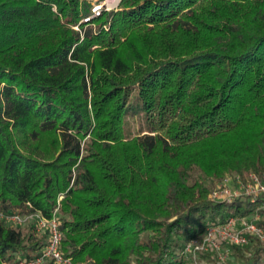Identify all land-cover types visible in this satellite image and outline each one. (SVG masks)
Returning a JSON list of instances; mask_svg holds the SVG:
<instances>
[{
    "label": "trees",
    "instance_id": "1",
    "mask_svg": "<svg viewBox=\"0 0 264 264\" xmlns=\"http://www.w3.org/2000/svg\"><path fill=\"white\" fill-rule=\"evenodd\" d=\"M91 9L0 0V213L55 216L70 264H187L211 226L264 230V198L211 197L226 176H264V0ZM135 107L146 130L131 136ZM247 240L231 247L264 264ZM46 242L0 218V264Z\"/></svg>",
    "mask_w": 264,
    "mask_h": 264
},
{
    "label": "built area",
    "instance_id": "2",
    "mask_svg": "<svg viewBox=\"0 0 264 264\" xmlns=\"http://www.w3.org/2000/svg\"><path fill=\"white\" fill-rule=\"evenodd\" d=\"M103 6H94L91 9L93 16H99ZM87 21V19L85 20ZM213 200H232L250 198H264V176L258 177L249 174L241 177H226L218 184L211 193ZM0 218L13 223L15 226L25 221H33V226L40 233L47 235L46 245L41 250L40 255L29 262L20 261L17 264H45L52 261L55 264H70L63 258L61 252V243L63 235L59 229V223L55 216L51 219H45L39 215L19 216L17 214L3 215ZM249 236L257 238L264 242V230L258 227L255 222L246 219L230 218L224 224H217L207 228L204 236L189 241L184 249V255L194 256L196 252H213L216 253L219 263H223L226 254L220 251V244L225 243L229 246H242L247 244ZM194 262V261H193ZM194 264H197L196 262Z\"/></svg>",
    "mask_w": 264,
    "mask_h": 264
},
{
    "label": "rangeland",
    "instance_id": "3",
    "mask_svg": "<svg viewBox=\"0 0 264 264\" xmlns=\"http://www.w3.org/2000/svg\"><path fill=\"white\" fill-rule=\"evenodd\" d=\"M86 2H89L92 7L94 6H103V10H112L118 7V5L114 8L110 7L113 6L118 0H84ZM138 107V106H137ZM135 107L133 110H131L129 113V116H127V126L126 130L131 136H135L138 133H141L142 131H145V125H144V119H142L141 116L134 115V111L138 109ZM246 176V175H244ZM228 177V176H226ZM258 220H263V217H258ZM256 223V222H255ZM34 224L33 221H25L21 223L18 226V228H28L32 227ZM220 251L224 252L226 254V258L223 263H219L218 258L216 256V253L207 251V252H196L194 256H188L187 257V264H194L195 262L197 264H246V258H247V251H236L231 246L221 243L220 244ZM194 261V262H193ZM49 262H46L45 264H48Z\"/></svg>",
    "mask_w": 264,
    "mask_h": 264
},
{
    "label": "bare ground",
    "instance_id": "4",
    "mask_svg": "<svg viewBox=\"0 0 264 264\" xmlns=\"http://www.w3.org/2000/svg\"><path fill=\"white\" fill-rule=\"evenodd\" d=\"M118 3H119V2H118ZM118 3H117V5H118ZM117 5H116V6H117ZM116 6H115V7H116Z\"/></svg>",
    "mask_w": 264,
    "mask_h": 264
},
{
    "label": "water",
    "instance_id": "5",
    "mask_svg": "<svg viewBox=\"0 0 264 264\" xmlns=\"http://www.w3.org/2000/svg\"><path fill=\"white\" fill-rule=\"evenodd\" d=\"M121 0H119V3H120Z\"/></svg>",
    "mask_w": 264,
    "mask_h": 264
}]
</instances>
